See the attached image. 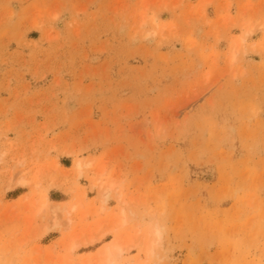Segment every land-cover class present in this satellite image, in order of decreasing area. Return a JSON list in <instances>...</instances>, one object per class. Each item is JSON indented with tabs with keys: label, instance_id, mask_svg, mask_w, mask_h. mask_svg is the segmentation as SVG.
<instances>
[{
	"label": "rangeland",
	"instance_id": "374dc122",
	"mask_svg": "<svg viewBox=\"0 0 264 264\" xmlns=\"http://www.w3.org/2000/svg\"><path fill=\"white\" fill-rule=\"evenodd\" d=\"M263 26L264 0H0V264H264Z\"/></svg>",
	"mask_w": 264,
	"mask_h": 264
},
{
	"label": "bare ground",
	"instance_id": "6f19581e",
	"mask_svg": "<svg viewBox=\"0 0 264 264\" xmlns=\"http://www.w3.org/2000/svg\"><path fill=\"white\" fill-rule=\"evenodd\" d=\"M144 23V22H143ZM142 24V23H141ZM140 24V25H141ZM261 29H263L264 28V26L263 27H260ZM250 30V29H249ZM249 32V31H248ZM151 33V32H150ZM234 51V50H233ZM232 51V52H233ZM233 54H234V52H233ZM230 56H232V57H234V55H230ZM231 60V59H230ZM1 152H0V157H1ZM88 164V163H87ZM85 164H81L79 161L78 162H76V164H75V168H76V170H77V172H80L81 170H82V167L84 166ZM80 174V173H79ZM96 180V179H95ZM93 181L92 183L94 184V185H97L98 186V188L99 187H102L103 185H104V181ZM10 181H11V179H10ZM16 182V181H15ZM30 181H29V179L28 178H26L24 175H21L19 178H18V180H17V183L18 184H20V185H25V184H28ZM35 184H36V182H34ZM107 186V185H106ZM104 187V186H103ZM109 187V186H108ZM105 188L103 191H104V193H103V196H105L106 195V193H107V191H108V189L109 188ZM103 189V188H102ZM112 189V188H111ZM102 192V191H101ZM118 195V194H117ZM120 195V194H119ZM83 197H84V195H83ZM43 203V202H42ZM41 203V204H42ZM123 203V202H122ZM44 205V204H43ZM42 206V205H41ZM41 206H39V209H41L40 207ZM77 205L75 204L74 205V207H71L72 209L73 208H75ZM58 207L57 206H53V208H52V210H51V214H52V221H53V224H56L57 223V218L58 217H56V209H57ZM60 208V207H59ZM64 208V207H63ZM71 208L69 209V210H66V213L67 214H69L70 213V210H71ZM42 209H43V207H42ZM36 211V210H35ZM39 211V210H38ZM37 212V211H36ZM57 215H58V213H57ZM59 216V215H58ZM69 220V219H68ZM52 224V223H51ZM60 224V223H59ZM58 224V225H59ZM157 235H158V233H156ZM76 245H78V244H76ZM117 246V245H116ZM119 246V245H118ZM74 248V246L71 244V247H70V249L72 250ZM118 249H121L120 248V246L119 247H117ZM123 250V249H122ZM108 251V250H107Z\"/></svg>",
	"mask_w": 264,
	"mask_h": 264
}]
</instances>
